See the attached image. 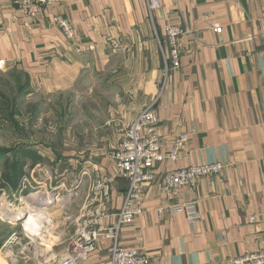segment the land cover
Segmentation results:
<instances>
[{"label": "crops", "instance_id": "0c3cea01", "mask_svg": "<svg viewBox=\"0 0 264 264\" xmlns=\"http://www.w3.org/2000/svg\"><path fill=\"white\" fill-rule=\"evenodd\" d=\"M13 1L0 0V108L37 109L45 99L94 87L107 93L113 82L122 119L113 142L148 105L164 152L176 136H187L175 161L155 165L144 212L122 231L123 246L145 253L148 264H230L264 250V0H160L150 14L146 0H62L35 18L21 16ZM56 15L72 23L89 52L74 50L52 23ZM167 23L190 33L179 39V67L164 76ZM215 23L218 30L211 28ZM30 146L20 158L48 155ZM107 153L95 151L90 157L98 161L82 175L114 176ZM211 162L223 164L219 176L169 197L159 193L165 173ZM125 189L126 181L114 178L104 203L109 222ZM192 200L200 212L196 224L183 214L158 213L160 206ZM108 245L101 241L88 263L104 260ZM63 251L54 254L56 264Z\"/></svg>", "mask_w": 264, "mask_h": 264}, {"label": "rangeland", "instance_id": "374dc122", "mask_svg": "<svg viewBox=\"0 0 264 264\" xmlns=\"http://www.w3.org/2000/svg\"><path fill=\"white\" fill-rule=\"evenodd\" d=\"M108 87L107 93L94 87L91 93L42 99L37 109L0 108V204L22 207L23 198L38 192L61 200L32 204L17 218L0 210V264H56L54 254L65 250L67 230L82 213L93 182V173L82 175L83 168L89 171L98 161L90 157L95 151L109 155L118 145L119 96L115 83ZM26 144L32 153L36 145L48 155L24 160L18 152Z\"/></svg>", "mask_w": 264, "mask_h": 264}, {"label": "built area", "instance_id": "2783aa9c", "mask_svg": "<svg viewBox=\"0 0 264 264\" xmlns=\"http://www.w3.org/2000/svg\"><path fill=\"white\" fill-rule=\"evenodd\" d=\"M61 2L62 0L13 1L19 14L30 18L37 17L42 9ZM146 7L150 14L160 7V0H146ZM52 23L60 29L67 41L74 44L77 53L90 51V46L77 40L75 29L69 20L56 15L53 16ZM211 28L218 30L220 26L215 23L211 24ZM185 33L190 32L170 23L164 26L169 56V62H165L163 69L164 76L169 69L179 67L178 44ZM109 43L113 49L118 46L114 40ZM156 125L157 117L152 105H148L124 128L121 141L109 153L115 170L114 176H107L100 170L94 171L87 206L77 217L75 231L68 237L66 248L57 264H93L88 263L89 256L97 251L101 241L109 244L108 256L97 264H148L145 253L121 244V233L144 212L142 202L147 190L154 183L155 165L164 160L175 161L187 142V136L179 134L164 152L160 147ZM222 169L223 164L220 162L199 163L174 169L162 176L157 186L158 191L169 197L181 188H194L200 178L219 176ZM116 177L126 181V189L114 220L109 222L104 203L110 196L111 184ZM158 213L183 214L189 224L200 221V212L194 200L160 206ZM249 221H253L252 216ZM230 264H264V250L235 257Z\"/></svg>", "mask_w": 264, "mask_h": 264}, {"label": "bare ground", "instance_id": "6f19581e", "mask_svg": "<svg viewBox=\"0 0 264 264\" xmlns=\"http://www.w3.org/2000/svg\"><path fill=\"white\" fill-rule=\"evenodd\" d=\"M23 201H26V205L22 207H17V208H8L5 205L0 204V210L3 213H6L8 215L13 216V218H17L20 216H25L29 213L30 209H32V204H42V205H47L50 203H55V202H61L59 197H56L52 194L49 193H34L30 194L27 197L22 199ZM34 200V201H31ZM34 207V206H33Z\"/></svg>", "mask_w": 264, "mask_h": 264}]
</instances>
